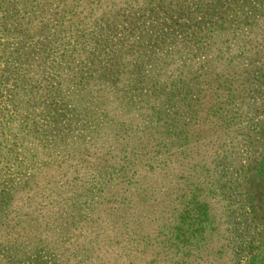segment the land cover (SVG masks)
<instances>
[{
    "label": "rangeland",
    "instance_id": "1",
    "mask_svg": "<svg viewBox=\"0 0 264 264\" xmlns=\"http://www.w3.org/2000/svg\"><path fill=\"white\" fill-rule=\"evenodd\" d=\"M120 2L124 4L125 0ZM254 4L251 1L252 11L257 8ZM72 6L70 0L60 4L57 0H0V264H242L241 258L235 259L231 240L232 245L229 243L231 228H241V223L234 217L228 226L224 215L236 207L234 201L245 196L244 189L220 188L227 176L217 172L215 179L211 177L214 170L221 168L216 161L207 160L209 164H204L196 153L188 163V188L184 182H167L165 192L160 194L155 181L147 179L151 177H136L131 172L148 157L157 165L158 154L150 145L145 147L149 149L146 153L137 151L136 146L132 151L123 144L94 149L93 143L87 141L91 139L89 132L78 143L73 120L76 111L86 108L82 98L95 97L103 85L115 87L106 84V76L114 73L107 68L96 67L87 74H78L75 58L83 42L87 47L93 46L88 35L92 26L87 18L71 23L66 18L61 23L64 10L69 12ZM254 21L246 30L213 37L220 67L226 66L228 55L234 62H242V66L255 62L257 53L264 55V13H256ZM192 43L178 33L165 49L186 53ZM241 49L244 55L240 57ZM92 57L98 60L103 56L96 51ZM251 93L252 98L246 99ZM263 94L262 84L260 95L250 92L244 97L246 105L252 103L257 108L251 112L254 118L248 126L245 122L228 123L223 118L227 116L221 115L215 128H210V122L196 126L202 134L216 129L197 149H204L209 157L215 145L225 139V130L251 135L250 145L237 137L228 142L230 145L223 152L228 156L230 173L238 168L254 171L253 164L264 152V138L255 139L252 131L264 123ZM78 103L83 105L77 108ZM186 129L187 126L185 133ZM123 130H128L127 126ZM125 164L131 168L123 178L120 169ZM167 170L180 172L173 163ZM112 172L119 175L107 178ZM160 179L156 180L161 182ZM212 180L218 181L210 185ZM242 180L238 178L239 182ZM121 184L124 196L126 185L144 189L146 199L142 195L136 199H142L140 205L147 198H157L152 201L153 215H158L154 223L160 225L161 233L145 244L129 242L126 231L130 228L121 229L112 239L105 236L100 221L106 199L101 202L99 196L106 193L109 197L113 194L110 191L119 189ZM102 188L104 193L100 194ZM192 193L194 199L189 201ZM184 196L186 200L181 199ZM158 197L166 199L158 204ZM120 202L125 203L124 197L113 205ZM77 207L84 210L79 211V220L74 216ZM261 225L251 222L250 226L257 230Z\"/></svg>",
    "mask_w": 264,
    "mask_h": 264
},
{
    "label": "trees",
    "instance_id": "2",
    "mask_svg": "<svg viewBox=\"0 0 264 264\" xmlns=\"http://www.w3.org/2000/svg\"><path fill=\"white\" fill-rule=\"evenodd\" d=\"M57 1L60 4L63 0ZM70 1L72 9L69 12L64 10L61 23L66 18L70 23L87 18L92 26L88 35L93 39V46L87 47L83 42L78 52L80 54L75 58L78 74H87L96 67L107 68L108 72L114 73L106 76V84L115 87L104 88L103 85L95 97L82 98L86 108L76 111L73 120L78 143L86 139L89 132L91 139L87 141L93 143L94 149L129 146L133 151L136 146L137 151L146 153L149 149L145 147L150 145L158 154L155 158L157 165L150 161L152 157H148L138 163L144 165L131 172L136 177H151L147 179L155 181L160 194L165 192L167 182H184L188 188V163L196 153H199V162L209 164L207 160L211 163L216 161L221 168L214 170L215 174L211 177L215 179L217 172L227 176L220 188L237 191L243 187L245 194L238 202L229 200V203L234 201L236 207L230 212L226 210L224 215L228 226L234 217L241 223V228L230 230L233 236L229 237V243L230 240L233 243L230 244L235 259L241 258L239 262L242 264H264V152L253 164L254 171L238 168L230 173L224 147L237 137H242L244 143L250 145L252 136L225 130V139L215 145L214 152L207 157L204 149L200 152L197 148L201 142L206 143L216 129L206 130L202 134L196 127L210 122V128H215L220 115L227 116L223 118H227L228 123L239 125L245 122L247 126L254 118L251 112L257 108L252 103H244V100L252 98V93L246 99L244 97L250 92L260 95L262 91L264 55L257 53L259 56L255 57V62L251 60L247 66H242L238 59L234 62V58L228 55L226 66L220 67L212 42L215 36L252 27L254 15L264 13V0H125L124 4H121V0H98L93 5L88 3L89 0ZM251 1L257 7L253 11L249 9ZM178 33L185 35L189 43L193 41L191 50L179 54L166 51L165 46L173 42ZM96 51L103 57L94 59L92 55ZM242 55L243 49L240 50V57ZM252 65L254 67L250 68ZM81 105L78 103L76 107ZM231 117L234 121H231ZM125 126L128 130H123ZM252 131L255 139L264 138V123L256 125ZM261 144L264 145V140ZM83 145H86L85 142ZM171 163L179 166V173L167 170ZM126 165L129 164L122 165L124 167L120 169L123 178L130 173L131 167ZM140 168H144V171H139ZM199 172L197 170L196 174ZM117 174L112 172L107 178ZM239 177L243 179L241 182L238 181ZM157 178H161V182ZM217 181L212 180L210 185ZM143 190L126 185L124 196L121 184L119 189L110 191L113 193L110 198L104 193V188L101 189L100 194L104 193V196L99 197L101 202L103 198L106 199V208L100 222L106 237L112 239L110 237L121 232V229L130 228L126 231L130 235L129 242L145 244L147 239L161 233L160 225L154 223L158 215H153L152 201L157 198H147L141 205L139 202L142 199L136 200L141 195L146 199ZM123 197L125 203L113 205ZM165 199L158 197V204ZM181 199L186 200V196ZM188 199L193 201L194 193ZM168 203H171V197ZM76 211L74 216L79 220V211L84 210L77 207ZM251 222L262 225L255 230L250 226Z\"/></svg>",
    "mask_w": 264,
    "mask_h": 264
}]
</instances>
